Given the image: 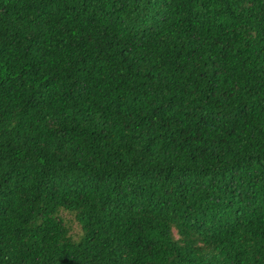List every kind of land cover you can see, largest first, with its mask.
<instances>
[{
  "label": "trees",
  "instance_id": "trees-1",
  "mask_svg": "<svg viewBox=\"0 0 264 264\" xmlns=\"http://www.w3.org/2000/svg\"><path fill=\"white\" fill-rule=\"evenodd\" d=\"M0 264H264V0H0Z\"/></svg>",
  "mask_w": 264,
  "mask_h": 264
}]
</instances>
